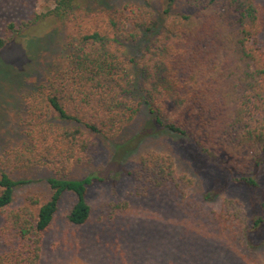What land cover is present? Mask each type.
Segmentation results:
<instances>
[{
    "label": "trees",
    "instance_id": "trees-1",
    "mask_svg": "<svg viewBox=\"0 0 264 264\" xmlns=\"http://www.w3.org/2000/svg\"><path fill=\"white\" fill-rule=\"evenodd\" d=\"M47 11L19 23L12 36L52 15L70 22L63 54L43 82L26 97L24 138L0 153V264H38L45 232L65 193L75 202L72 225L91 216L89 187L109 172L132 177L135 194L170 185L184 196L192 178L175 170L173 158L153 150L131 168L107 166L71 177L74 165L88 164L96 139L113 141L145 105L150 119L135 136L166 131L192 142L219 160L231 180L257 187L255 170L264 164V8L259 0H183L190 12H173L175 0L158 20L147 4L105 9L102 27L87 29L76 19L87 13L78 0H43ZM10 37L0 36V50ZM128 142L116 143L118 156ZM126 142V143H125ZM45 166L46 193L28 194L13 206L14 190L25 183L12 171ZM127 202L112 206L123 211ZM259 220H256L258 222Z\"/></svg>",
    "mask_w": 264,
    "mask_h": 264
},
{
    "label": "rangeland",
    "instance_id": "rangeland-1",
    "mask_svg": "<svg viewBox=\"0 0 264 264\" xmlns=\"http://www.w3.org/2000/svg\"><path fill=\"white\" fill-rule=\"evenodd\" d=\"M259 1L264 8V0ZM78 3L87 13L80 17L76 12V19L91 30L103 26L105 9L124 3L147 4L156 21L167 7L166 0ZM49 6L43 0H0V36L10 37L0 50V153L24 138L27 94L43 82L63 54L71 27L70 22L47 15L12 36L5 24L31 19ZM171 9L192 11L183 0H175ZM261 41L264 47V31ZM149 119L147 107L141 105L119 137L113 141L97 138L90 162L74 165L70 176L98 171L112 160L121 168H131L141 154L153 150L170 155L176 172L192 178L184 196L170 185L139 196L132 177L109 172L103 181L89 187L91 216L85 224L68 222L75 196L63 195L42 239L38 264H264V164L254 173L257 187L234 183L221 161L209 159L182 137L166 131L150 135L148 129V136L138 140L135 135L145 129ZM133 137L118 156L115 144ZM11 175L26 181L14 190L13 206L21 205L28 194L47 191L49 170L45 166L12 171ZM123 201L127 207L114 213L112 206ZM2 249L0 244V252Z\"/></svg>",
    "mask_w": 264,
    "mask_h": 264
}]
</instances>
